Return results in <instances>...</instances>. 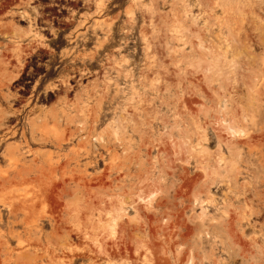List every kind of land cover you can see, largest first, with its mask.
<instances>
[{
  "label": "rangeland",
  "instance_id": "1",
  "mask_svg": "<svg viewBox=\"0 0 264 264\" xmlns=\"http://www.w3.org/2000/svg\"><path fill=\"white\" fill-rule=\"evenodd\" d=\"M9 2L0 264H264V0Z\"/></svg>",
  "mask_w": 264,
  "mask_h": 264
},
{
  "label": "bare ground",
  "instance_id": "2",
  "mask_svg": "<svg viewBox=\"0 0 264 264\" xmlns=\"http://www.w3.org/2000/svg\"><path fill=\"white\" fill-rule=\"evenodd\" d=\"M9 1H10V0H8V2H9ZM220 1H221V0H220ZM2 2H3V1H2ZM4 2H6V1H4ZM9 3H10V2H9ZM226 3H227V2H226ZM5 5L8 6V3H1V4H0V9L6 7ZM224 7H225V6H224ZM0 12H1V10H0ZM41 41H42V40H41ZM16 57H17V56H16ZM5 61H6V60H5ZM233 129H234V128H233Z\"/></svg>",
  "mask_w": 264,
  "mask_h": 264
}]
</instances>
